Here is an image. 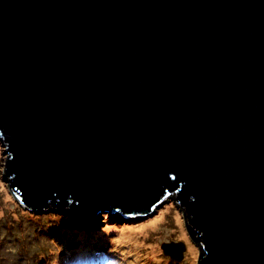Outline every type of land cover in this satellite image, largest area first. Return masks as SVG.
Wrapping results in <instances>:
<instances>
[{
    "label": "water",
    "instance_id": "obj_1",
    "mask_svg": "<svg viewBox=\"0 0 264 264\" xmlns=\"http://www.w3.org/2000/svg\"><path fill=\"white\" fill-rule=\"evenodd\" d=\"M0 138L22 208L171 200L197 264H264V0H0Z\"/></svg>",
    "mask_w": 264,
    "mask_h": 264
},
{
    "label": "rangeland",
    "instance_id": "obj_2",
    "mask_svg": "<svg viewBox=\"0 0 264 264\" xmlns=\"http://www.w3.org/2000/svg\"><path fill=\"white\" fill-rule=\"evenodd\" d=\"M5 149L0 138V264H197L198 247L189 238L182 212L171 200L137 219L108 211L83 221L67 213L22 208L3 178ZM152 221L155 224L149 226ZM74 226L87 234V238L83 234L84 245L78 233L67 236V227ZM124 229L135 232L133 239L120 237ZM105 237L109 239L101 240ZM171 240L185 242L179 263L163 254L162 243ZM75 246L85 251L72 260L75 253L67 250Z\"/></svg>",
    "mask_w": 264,
    "mask_h": 264
},
{
    "label": "bare ground",
    "instance_id": "obj_3",
    "mask_svg": "<svg viewBox=\"0 0 264 264\" xmlns=\"http://www.w3.org/2000/svg\"><path fill=\"white\" fill-rule=\"evenodd\" d=\"M155 224V221H152L151 223H149L148 225L149 226H152V225H154ZM73 233H78L79 235H78V237H79V240H82L83 239V234H84V237H88L87 236V234L85 233V231L84 232H80L79 231V229L77 228V229H74V230H72V231H70V234H73ZM135 232L132 230V229H124V230H122V232L120 233V237L122 238V239H124L125 238V240L127 239V237H131V239H133V234H134ZM109 239V238H108ZM106 237L105 238H102L101 240H108ZM82 242V245H84L85 244V241L84 240H82L81 241ZM84 243V244H83ZM83 249V250H82ZM88 250H90V249H88ZM84 251H85V249L83 248V247H81L80 248V246H75L74 247V249H72V250H69V248H68V250H67V252L68 253H70V252H74L75 253V258L73 257L72 258V260H76L77 258H78V256H80V255H82L83 253H84ZM93 257V259H95L96 257H94V256H92ZM98 259L96 258V261H97ZM96 263V262H95Z\"/></svg>",
    "mask_w": 264,
    "mask_h": 264
},
{
    "label": "trees",
    "instance_id": "obj_4",
    "mask_svg": "<svg viewBox=\"0 0 264 264\" xmlns=\"http://www.w3.org/2000/svg\"><path fill=\"white\" fill-rule=\"evenodd\" d=\"M68 216H70L72 219H74V218H76V217H74V216H71L70 214H68ZM77 220H78V218H76ZM83 223V222H82ZM74 229H77L75 226L74 227H67V232H68V234H67V236H74V234L75 233H73V234H70V231H72V230H74ZM62 231H64V230H62ZM179 263V262H178Z\"/></svg>",
    "mask_w": 264,
    "mask_h": 264
},
{
    "label": "clouds",
    "instance_id": "obj_5",
    "mask_svg": "<svg viewBox=\"0 0 264 264\" xmlns=\"http://www.w3.org/2000/svg\"><path fill=\"white\" fill-rule=\"evenodd\" d=\"M87 221V220H86Z\"/></svg>",
    "mask_w": 264,
    "mask_h": 264
}]
</instances>
